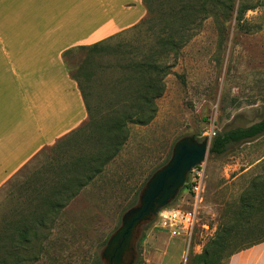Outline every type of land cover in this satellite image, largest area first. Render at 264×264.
<instances>
[{"label":"rangeland","instance_id":"374dc122","mask_svg":"<svg viewBox=\"0 0 264 264\" xmlns=\"http://www.w3.org/2000/svg\"><path fill=\"white\" fill-rule=\"evenodd\" d=\"M219 1H180L190 8L188 23L164 61L170 69L164 93L155 102L153 121L144 127L127 126V140L117 156L61 211L49 216L45 228L37 230L35 247L26 255L32 261L27 264H95L122 215L151 173L170 157L177 140L201 136L199 141L206 138L210 145L215 134L245 129L264 118V0ZM233 5L235 11L239 6L247 10L239 28L235 11L230 10ZM157 16L154 13L138 32L122 35L112 44L113 50L118 45L129 61L146 59L151 50L155 55L156 37L165 29ZM93 56L89 65L79 60L68 66L95 120L74 143L83 144L99 117L106 116L107 105L130 93L123 80L127 73L119 70L115 57L108 52ZM68 146L64 143L54 154L42 152L0 191V238L27 217L34 189L49 184L56 162L74 155ZM202 165L207 208L202 222L209 230H197L188 248L182 238H170L153 224L145 226L137 243V264H195L221 216L232 218L252 181L264 178V135L229 145L221 156L208 153ZM187 197L182 191L172 207L187 208Z\"/></svg>","mask_w":264,"mask_h":264},{"label":"crops","instance_id":"0c3cea01","mask_svg":"<svg viewBox=\"0 0 264 264\" xmlns=\"http://www.w3.org/2000/svg\"><path fill=\"white\" fill-rule=\"evenodd\" d=\"M146 16L142 0H0V191L89 123L68 66ZM228 264H264V243Z\"/></svg>","mask_w":264,"mask_h":264},{"label":"trees","instance_id":"16d2710c","mask_svg":"<svg viewBox=\"0 0 264 264\" xmlns=\"http://www.w3.org/2000/svg\"><path fill=\"white\" fill-rule=\"evenodd\" d=\"M180 1L142 0L147 16L140 25L130 31L116 35L106 43L87 50L89 55L84 65H89L93 61V55L105 54L106 52L113 55L117 60L119 70L127 73L123 80L130 85V93L124 97L118 95L116 104L107 105L106 116L99 117L94 126V133H88L83 142L89 146L79 142L74 143L73 139L89 124H93L94 119L82 88L78 80L72 75L83 95L90 121L47 150L54 154V152L62 149L65 143L69 145L70 149L72 148L74 155L68 157L64 162H56V167L50 170L52 177L49 184L34 189V198L31 199L32 202L27 208V217L17 222L15 226H11L7 230L8 233L0 238V264H27L31 262L32 260L26 255L30 249L35 247L37 230L46 227V219L61 211L117 156L127 140L128 125L144 127L153 121L156 113L155 102L164 93V78L170 69L164 61L170 52L177 47V41H181L188 23L187 17L190 8ZM204 1L206 3L220 2L219 0ZM154 6L157 7L158 11L155 12ZM234 7L235 5L230 9L232 12L235 11ZM246 11L240 6L235 11V21L238 23V28ZM154 13L158 15L156 18L160 23L165 26V29L161 30L156 37V46L159 51L154 55L151 50L149 57L141 61L125 60V54L120 51L119 46L117 45L113 50L112 44H117L115 42L122 35L138 32L146 23L154 19ZM89 74L90 72L86 74L85 81H88L91 76ZM90 130L93 129L90 128ZM263 135L264 118L257 124L245 129L215 134L208 153L211 156H221L226 152L229 145L248 142ZM168 160L169 157L153 172L162 167ZM187 189L188 185L185 184L181 192ZM138 194H136V198ZM136 198L129 208L136 203ZM263 243L264 178H255L241 195L239 205L234 209L232 218L226 217V214L221 216L220 224L214 236L203 246L202 254L194 258V263L221 264L222 261L229 260L232 256ZM95 264H101L100 260L96 261Z\"/></svg>","mask_w":264,"mask_h":264},{"label":"water","instance_id":"95a60500","mask_svg":"<svg viewBox=\"0 0 264 264\" xmlns=\"http://www.w3.org/2000/svg\"><path fill=\"white\" fill-rule=\"evenodd\" d=\"M200 137H182L174 143L169 160L148 178L136 203L107 239L99 254L101 264H136L142 229L177 199L188 174L205 161L210 145L206 138L199 141Z\"/></svg>","mask_w":264,"mask_h":264},{"label":"built area","instance_id":"2783aa9c","mask_svg":"<svg viewBox=\"0 0 264 264\" xmlns=\"http://www.w3.org/2000/svg\"><path fill=\"white\" fill-rule=\"evenodd\" d=\"M188 189L187 208H176L172 205L162 209L154 220L153 228L169 234L170 238H182L187 247L197 230L208 231V226L202 222L207 208L204 203L205 172L203 165L192 170L186 180Z\"/></svg>","mask_w":264,"mask_h":264}]
</instances>
